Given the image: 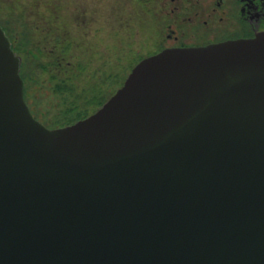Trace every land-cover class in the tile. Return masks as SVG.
Segmentation results:
<instances>
[{"label":"water","instance_id":"1","mask_svg":"<svg viewBox=\"0 0 264 264\" xmlns=\"http://www.w3.org/2000/svg\"><path fill=\"white\" fill-rule=\"evenodd\" d=\"M0 25V264H264V34L138 62L48 128Z\"/></svg>","mask_w":264,"mask_h":264},{"label":"rangeland","instance_id":"2","mask_svg":"<svg viewBox=\"0 0 264 264\" xmlns=\"http://www.w3.org/2000/svg\"><path fill=\"white\" fill-rule=\"evenodd\" d=\"M158 1L148 0L146 5L144 0H0V24L9 21V26L21 30L23 25L15 22L28 21L37 26V34L51 19L48 8L54 12L52 18L68 25L71 48L65 56L50 43L40 61L31 59L38 68L32 73L38 84H31L30 91L38 112L55 119L48 127L94 111L155 49ZM36 34L32 42L43 45Z\"/></svg>","mask_w":264,"mask_h":264},{"label":"flooded vegetation","instance_id":"3","mask_svg":"<svg viewBox=\"0 0 264 264\" xmlns=\"http://www.w3.org/2000/svg\"><path fill=\"white\" fill-rule=\"evenodd\" d=\"M144 1H147L146 5H148V0ZM158 7L160 8L158 14L160 23L156 37L159 43L156 42L155 49L148 53L146 57L166 49L203 47L234 40H252L264 34V0H159ZM47 11L51 12L49 14L51 19L49 18L45 22L46 25L37 32L42 37L43 45L32 42L33 34H36L34 31L35 25L28 21L17 20L15 22V24L23 25L21 30L16 29V26L15 28L9 26V21H7V24L0 25L9 39L13 51L21 58V76L25 84V101L33 117L48 127L49 123H52L55 119H48L46 112H38L33 103L34 98L30 91L31 84H38L36 82L38 79L32 77V73L34 70L37 71L38 68H34L31 59L40 61L46 46L50 43L55 44L54 50L63 57L71 48V41L67 29L68 25L52 18L54 16L52 10L47 8ZM37 34L36 37H38ZM54 64L56 65V62ZM63 71L66 72V69L64 68ZM64 75V82H68V77L66 74ZM111 96L101 102L98 101L100 103L98 107L86 116L67 124L61 123L58 126L48 128L65 127L92 115Z\"/></svg>","mask_w":264,"mask_h":264},{"label":"trees","instance_id":"4","mask_svg":"<svg viewBox=\"0 0 264 264\" xmlns=\"http://www.w3.org/2000/svg\"><path fill=\"white\" fill-rule=\"evenodd\" d=\"M96 103V102H95ZM100 104V103H99ZM85 116V115H84ZM81 117H83V115H79V116H77L74 120H72V121H75L76 119H78V118H81ZM72 121H70V122H72ZM70 122H67V123H70ZM66 123V124H67ZM61 123H59L58 125H60ZM62 124H64L63 122H62Z\"/></svg>","mask_w":264,"mask_h":264}]
</instances>
